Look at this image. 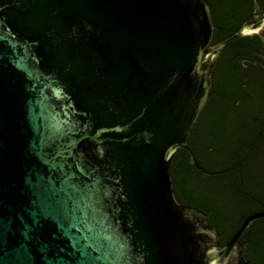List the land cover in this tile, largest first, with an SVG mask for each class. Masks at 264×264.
<instances>
[{
    "label": "water",
    "instance_id": "water-1",
    "mask_svg": "<svg viewBox=\"0 0 264 264\" xmlns=\"http://www.w3.org/2000/svg\"><path fill=\"white\" fill-rule=\"evenodd\" d=\"M207 0H0V264H251L178 201L222 49Z\"/></svg>",
    "mask_w": 264,
    "mask_h": 264
},
{
    "label": "flooded vegetation",
    "instance_id": "flooded-vegetation-1",
    "mask_svg": "<svg viewBox=\"0 0 264 264\" xmlns=\"http://www.w3.org/2000/svg\"><path fill=\"white\" fill-rule=\"evenodd\" d=\"M228 1L234 9L233 15L238 22L237 32L244 30L246 36L243 37L252 36L256 44L264 49V0ZM231 33L233 34L235 32ZM214 41L215 36L213 37V43H215ZM212 100L211 93L207 104L202 109L192 129L187 148H180L171 161L175 196L180 203L203 211L200 208V206H202V201H194L189 197L188 186L192 184L197 187L199 194L208 200V203L230 207L235 210L245 205L263 209L264 198L260 199L257 195L264 197V178H260L258 175L259 166L264 159V122L257 123V127L255 126L253 130L248 133L251 136L250 138L253 139L245 144L244 153L234 154L231 152H219L218 155H215V161L221 167L216 171L209 170L208 167L201 164L195 149L190 147L191 142L198 145L201 138L208 132V126L211 120L212 110L210 109V104ZM214 133L218 137H221L226 134V130L216 129ZM239 144L240 143H233L232 145L239 147ZM223 145L228 146L231 144L230 142H228V144L226 142ZM232 149L233 148H231V150ZM184 169L188 173V181L183 180V177H181V171ZM261 212H264V210ZM204 213L206 214V212ZM255 213L258 212H251L241 217L236 221L233 228H229L223 232L216 226L220 233V243L223 245L227 244L242 226L243 222L250 215ZM255 220L239 238V244L244 248V255L251 264H253V262L248 254L250 237L246 232L251 228ZM208 221L212 224L209 219ZM222 234L226 235L225 237L228 238L227 242H222Z\"/></svg>",
    "mask_w": 264,
    "mask_h": 264
},
{
    "label": "trees",
    "instance_id": "trees-1",
    "mask_svg": "<svg viewBox=\"0 0 264 264\" xmlns=\"http://www.w3.org/2000/svg\"><path fill=\"white\" fill-rule=\"evenodd\" d=\"M215 13V43L225 36L237 32L238 22L234 17V9L228 0H207ZM231 6V7H230ZM264 49L259 47L252 36L235 39L229 42L223 49L218 59L214 85L212 88V99L222 98L229 102L236 103L240 98V93L248 91L251 84H256L264 89ZM227 111L212 110L208 132L198 145L191 142L190 147L195 149L198 160L209 170L216 171L220 167L215 161V155L220 152L244 153L245 144L252 141L251 136L246 132L236 134L230 127L225 126ZM264 122V114L253 118L252 129L257 123ZM216 129L226 130V134L218 137L214 131ZM231 145H223L224 143ZM233 143H240L235 147ZM223 146H222V145ZM231 148H233L231 150ZM212 158V159H211ZM182 179L188 181V173L184 169ZM189 197L194 201H202L200 208L206 212L210 222L217 226L221 232L233 228L236 221L251 212H261L264 208L245 205L238 210L230 207L208 203V200L197 191V187L189 184ZM260 199V195H257ZM246 234L250 237L248 254L253 264H264V219L255 220ZM222 234V242H227L228 238Z\"/></svg>",
    "mask_w": 264,
    "mask_h": 264
},
{
    "label": "rangeland",
    "instance_id": "rangeland-1",
    "mask_svg": "<svg viewBox=\"0 0 264 264\" xmlns=\"http://www.w3.org/2000/svg\"><path fill=\"white\" fill-rule=\"evenodd\" d=\"M262 56L264 57V53ZM210 109L227 111L225 126L230 127L236 134L244 131L250 133L253 130L251 127L253 118L264 114V89L251 84L248 91L240 93L236 103L217 97L211 101ZM258 175L264 178V159L259 166Z\"/></svg>",
    "mask_w": 264,
    "mask_h": 264
}]
</instances>
